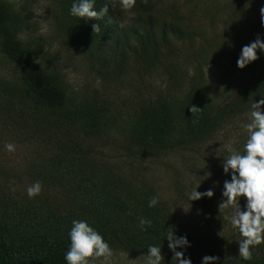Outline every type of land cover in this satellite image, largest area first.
<instances>
[{"label":"trees","instance_id":"1","mask_svg":"<svg viewBox=\"0 0 264 264\" xmlns=\"http://www.w3.org/2000/svg\"><path fill=\"white\" fill-rule=\"evenodd\" d=\"M77 2L0 0V148L11 137L31 144L34 157L20 171L0 163V264H67L74 219L87 221L113 253L144 262L155 245L162 264H175L165 238L172 229L187 238L190 247L177 251L191 264L204 256L219 257L215 264H264V244L251 249V260L238 257L239 231L213 199L189 200L193 184L176 166L174 194L232 230L225 246L184 231L172 205L135 169L173 153L207 156L215 133L264 98V51L237 67L246 46L240 38L261 22L264 0H136L129 11L119 0H95V10L108 7L98 21L72 16ZM74 62L89 75L77 88L65 71ZM214 63L233 76L220 79L222 91L212 96L205 71ZM151 79L164 90L148 93ZM192 105L201 111L191 113ZM244 144L236 151L243 154ZM229 154L211 160L213 171L224 173ZM24 178L41 182V193L29 198L17 189ZM153 196L159 202L149 207ZM140 218L151 221L145 231Z\"/></svg>","mask_w":264,"mask_h":264},{"label":"clouds","instance_id":"2","mask_svg":"<svg viewBox=\"0 0 264 264\" xmlns=\"http://www.w3.org/2000/svg\"><path fill=\"white\" fill-rule=\"evenodd\" d=\"M143 2L147 4L148 0H143ZM94 4L95 0H78L77 3L71 5L70 14L85 21L103 19L108 12V7L105 6L97 11ZM119 5L122 10L129 11L136 5V0H119ZM260 13L261 22L264 25V8L260 9ZM91 27L93 33L101 31L98 23L92 24ZM257 50L264 51V41L259 37L242 48L237 67L243 69L249 63L259 59ZM262 106H264V98L251 103L249 122L243 125L248 133L243 154L234 149L230 150V155L224 159L222 165L225 174L231 171V179L224 182L222 196L225 199L218 205V208L219 210L233 209V213L225 215L224 219L239 231L241 239L238 241V257L245 261L253 258L251 251L253 247L264 244V111H262ZM189 110L191 113L201 111L195 105H192ZM15 147L12 143L5 145L10 153L15 151ZM196 188L188 194L190 201L199 200L202 197L211 198L214 195L211 189L201 193L196 191ZM41 191L42 184L36 181L27 188V195L29 198H34ZM240 197H245L247 201L243 211L239 206ZM158 202V196H153L148 206L154 207ZM138 226L141 231H145L146 226H151V221L140 218ZM68 235L70 247L64 257L67 264H92V261L100 258L108 261L113 255L111 247L105 242L103 236L85 220L74 219ZM165 238L168 240L169 250L174 254L175 264H191V260L185 258L182 251H177V248L190 247L187 238L175 236L172 229L167 232ZM218 259L219 257L216 256H204L202 264H215ZM163 260L161 247L150 245L145 264H162Z\"/></svg>","mask_w":264,"mask_h":264},{"label":"rangeland","instance_id":"3","mask_svg":"<svg viewBox=\"0 0 264 264\" xmlns=\"http://www.w3.org/2000/svg\"><path fill=\"white\" fill-rule=\"evenodd\" d=\"M167 4L168 2L164 3V7L167 6ZM41 5L45 7L46 2H40L39 6L42 7ZM40 11L41 10L39 9L38 12ZM259 24L254 27L248 26L244 32V38H240V41L244 40L243 43L245 45H249L257 37L264 41V25H262L261 22ZM70 65H74L76 69ZM228 70L222 69L217 63L212 64L206 69L205 72L208 76V86L212 90L210 91L212 96L216 93L219 94V92L222 91V81L220 79L224 78L225 82H231L230 76H233V73ZM65 71L67 81L73 88L81 86L84 79L89 77L87 70L82 66L78 67L76 62L69 64ZM145 87V90L148 91V93L154 92L155 90H164L159 79H151ZM262 111H264V106H262ZM249 112H244L237 118L232 119V121L225 123L223 127L215 133L213 140L208 142L205 151H203V153H207V156L205 157H202L203 155L197 157L193 152H189L188 155L173 153L167 158L161 160L142 161L137 165V168H135L139 174L141 173V175L145 177L154 188H156L161 198L166 200L168 204L172 205V211H175V216L183 225L184 231L190 235L203 236L212 239V241L220 246H225L224 242L227 243V239L232 230L222 226L219 221L212 214L207 213V211L193 208L192 206L178 200L171 188L172 171L170 167L176 166L177 169L182 172L180 176L183 177V181L188 184V186L193 184V186H191L192 188H196L199 185L197 188L203 187L206 191L211 189L214 192L211 199L220 204L225 199L222 196L224 182L225 180L230 181L231 176H227L221 171H213L212 168L214 167V164L211 160L229 154L230 150H237L240 144L246 142L248 133L243 125L249 122ZM3 139L6 140L2 143L0 148V163L4 168H9V170H17L18 168L20 171L21 166H28L29 162H26L25 160L30 159V161H32L34 158L30 153L31 144L20 142L18 140L14 141L11 137ZM8 143H12L16 146L14 152L10 153L6 150L5 145ZM209 152H211V154ZM188 167H191V170L197 172L188 173ZM124 168L127 169L128 166H125ZM199 171L201 173L198 176L197 174ZM31 185L32 184L24 178L21 181V184H18L16 188L27 191V188ZM246 203L247 201L245 197L239 198L241 211L245 210ZM223 211L226 215H231L233 213V209L231 208L223 209ZM229 242L232 244L235 243L233 240ZM92 264H145V262L138 258L130 257L124 253L114 252L108 261H105L104 258H100L92 261Z\"/></svg>","mask_w":264,"mask_h":264}]
</instances>
